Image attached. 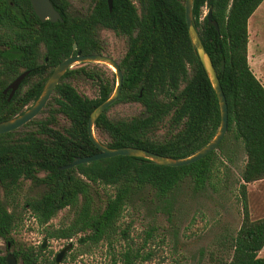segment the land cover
Instances as JSON below:
<instances>
[{"label": "trees", "instance_id": "16d2710c", "mask_svg": "<svg viewBox=\"0 0 264 264\" xmlns=\"http://www.w3.org/2000/svg\"><path fill=\"white\" fill-rule=\"evenodd\" d=\"M74 1V0H73ZM264 0H193V25L217 73L228 111V139L242 146L245 164L239 194L241 225L231 239L227 261L216 264H264V217L251 220L247 185L264 180V86L247 61V23ZM62 21L41 22L29 0H0V122L23 113L39 97L54 68L82 54H104L103 30L124 37L126 50L116 60L123 74L117 101L95 121L98 139L107 147L140 148L182 159L204 147L216 134L220 110L215 92L192 47L185 22V0H50ZM211 9L212 21L203 16ZM76 44V50L73 45ZM111 57V56H110ZM223 62V69H222ZM82 64L67 70L36 118L0 135V237L13 244L11 233L20 216L13 203L29 182L24 197L40 225L68 207L69 220L47 230L55 239L77 237L81 246H96L117 234L123 209L133 197L153 194L166 200L181 183L204 189L216 151L182 167H165L148 160L116 156L60 170L75 157L98 153L88 137L90 113L114 90V78ZM28 72L8 101L3 90ZM90 83L97 97L82 96L74 83ZM138 104L130 118L110 114L118 104ZM106 189L99 198L97 187ZM107 188L113 189L108 192ZM166 208V207H165ZM168 210V209H167ZM16 259L33 264L29 251L13 249ZM0 264L5 257L0 255ZM115 264V262H113Z\"/></svg>", "mask_w": 264, "mask_h": 264}, {"label": "rangeland", "instance_id": "374dc122", "mask_svg": "<svg viewBox=\"0 0 264 264\" xmlns=\"http://www.w3.org/2000/svg\"><path fill=\"white\" fill-rule=\"evenodd\" d=\"M72 3L79 5L75 0ZM206 12L204 9L203 16ZM247 35L248 65L264 86V1L249 18ZM100 37L105 43L104 55L119 60L126 50L125 38L106 30L101 31ZM88 66L105 71L110 78H114L115 87L112 68L97 63H89ZM74 85L82 96L90 99L97 97V89L90 83L77 82ZM140 109L135 103L118 104L110 114L130 118L137 115ZM216 154L204 189L195 190L191 182L186 181L170 194L167 202L158 201L153 194L142 193L133 197L123 209L115 236L90 248L72 239V250L62 264H216L220 259L227 261L231 239L243 218L239 185L246 158L242 146L230 138L216 150ZM107 191L113 192V189L107 188ZM105 192L103 186L97 187L99 198L104 197ZM31 193L29 182L23 183L17 196L21 197L20 203ZM246 204L251 220L264 217V180L247 185ZM18 213L20 220L11 233V251L17 245L39 248V244L48 239V247L40 250L39 260L42 262L52 260L70 242L46 237L48 227L38 224L28 210L18 209ZM71 213L68 209L60 211L49 227L57 228L66 223ZM6 251V242L0 238V252L6 254ZM259 256L264 258V248Z\"/></svg>", "mask_w": 264, "mask_h": 264}, {"label": "water", "instance_id": "95a60500", "mask_svg": "<svg viewBox=\"0 0 264 264\" xmlns=\"http://www.w3.org/2000/svg\"><path fill=\"white\" fill-rule=\"evenodd\" d=\"M106 1L109 10H111L113 0H106ZM29 2L31 4V7L35 15L41 22H45L46 20L52 23H55L57 21H62L60 14L54 9L50 0H29ZM192 3L193 0H185V5H184L185 22H186L188 37L192 47L194 48L198 56V59L203 67V70L205 71V74L209 79V82L215 92L220 110L219 128L216 134L204 147H202L201 149H199L198 151H196L195 153H193L188 157L182 159H174V158L157 155L140 148L126 147V148L112 149L107 147L105 144H103L95 135L94 124L95 121L99 118V116L108 107L114 104L119 98L123 85V74L117 61L113 57L104 54H82L81 51H77L76 55L68 57L54 68L51 75L46 80L39 97L28 109H26L20 115H17L9 120L0 122V135L17 130L22 126H24L25 124H27L28 122H30L31 120H33L34 118H36L38 114L46 106L47 102L54 93L56 86L59 84L61 78L67 72V70L72 69L75 65L97 63L112 68L116 78V84L112 95L90 113L87 122L88 137L91 140V142L94 144V146L98 149L99 152L91 156L75 157L70 164L59 167L60 170H68L77 167L78 165L81 164H89L94 161L113 158L116 156L141 158L148 160L159 166L182 167L195 163L201 160L202 158L206 157L211 152L216 151L227 132V124H228L227 104L222 88L220 86L217 73L193 25ZM206 16L208 23L212 24L214 28L218 31L217 23L212 21L211 9H208V11L206 12ZM76 48L77 46L76 44H74L73 49L76 50ZM223 65L224 64L222 62V69H223ZM27 75L28 72L22 73L17 78H15L3 91L4 94L7 93V91H10L8 100L13 96V94L18 89L19 85ZM45 243L46 241L43 242L42 248H45ZM70 249H71V244H68L56 255L55 257L56 264H60L62 262L64 255ZM6 264H17L16 259L12 254H8L6 256Z\"/></svg>", "mask_w": 264, "mask_h": 264}, {"label": "flooded vegetation", "instance_id": "af4514ba", "mask_svg": "<svg viewBox=\"0 0 264 264\" xmlns=\"http://www.w3.org/2000/svg\"><path fill=\"white\" fill-rule=\"evenodd\" d=\"M20 86V85H19ZM8 87V86H7ZM6 87V88H7ZM44 87V86H43ZM5 88V89H6ZM19 88V87H18ZM4 89V90H5ZM3 90V91H4ZM18 90V89H17ZM16 90V91H17ZM15 91V92H16ZM3 93V92H2ZM9 93H10V91H7V93H3V95H5V96H8L9 97ZM15 94V93H14ZM13 94V95H14ZM12 98V97H11ZM10 98V99H11ZM9 99V100H10ZM7 100H8V98H7ZM8 100V101H9ZM20 197V196H19ZM20 199H21V197H20ZM20 199L19 200H15V201H13V203L11 202V200H9V206H7V208H8V211H12L13 210V207L15 208V209H22V207H21V205H23V201L20 203ZM64 209H68L70 212H72L71 210H70V208H68V207H66V208H64ZM64 209H62V210H64ZM24 210H28L30 213H31V211L28 209V207L27 206H25L24 207ZM62 210H60V211H62ZM60 211H58V213L60 212ZM57 213V214H58ZM57 214L53 217V218H55L56 216H57ZM72 214V213H71ZM71 214L70 215H68V218H66V221L65 222H67L68 220H69V217L71 216ZM34 217V216H33ZM52 218V219H53ZM52 219H50L46 224H44V225H41V226H47L48 228L46 229V231L47 230H51V229H53L54 227H49L50 226V224L49 223H51V221H52ZM37 221V220H36ZM39 224V223H38ZM62 224H65V223H62ZM62 224H60L58 227H60ZM57 227V228H58ZM46 237H48L47 236V234H46ZM0 238H2V237H0ZM48 238H50V237H48ZM3 239V238H2ZM52 239H55V238H52ZM59 239H62V238H59ZM72 239H77V237H73ZM72 239H69V240H66V239H63V240H66V241H70V242H68L65 246H67L68 244H71V249L70 250H68L67 252H66V254L64 255V257H63V259H62V262L60 263V264H62L63 262H64V260L66 259V255L72 250ZM4 240V239H3ZM5 241V240H4ZM44 241H46V243H45V248H42V244H43V242ZM6 242V241H5ZM77 242H78V239H77ZM48 243H49V240L48 239H44L42 242H41V244H39V248H37V247H35V246H28V245H23V246H18L17 245V247H16V250H24V251H29L31 254H32V260H33V264H41V263H43V264H56V262H55V257H56V255L65 247H63L61 250H59L56 254H55V256H54V258L52 259V260H45V261H42V262H40V254L42 253L40 250H45L47 247H48ZM11 244H7L6 243V249H7V251H6V254H2L1 252H0V255L1 256H4L5 257V263H6V256L8 255V254H12L14 257H15V255H14V253H13V250L11 251ZM10 251V252H9ZM9 252V253H8ZM74 257V256H73ZM72 257V258H73ZM15 259H16V257H15ZM16 263L17 264H26V262H25V260H24V258L23 257H19V259H16Z\"/></svg>", "mask_w": 264, "mask_h": 264}]
</instances>
